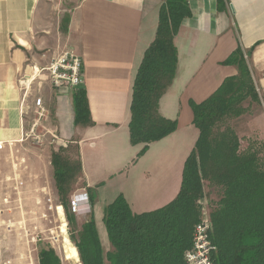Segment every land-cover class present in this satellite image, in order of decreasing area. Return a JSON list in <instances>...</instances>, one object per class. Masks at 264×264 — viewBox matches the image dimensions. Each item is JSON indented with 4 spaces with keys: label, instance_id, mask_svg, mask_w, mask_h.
Listing matches in <instances>:
<instances>
[{
    "label": "crops",
    "instance_id": "1",
    "mask_svg": "<svg viewBox=\"0 0 264 264\" xmlns=\"http://www.w3.org/2000/svg\"><path fill=\"white\" fill-rule=\"evenodd\" d=\"M164 1L0 0V155L11 144H24L41 97L57 144L76 146L79 190L90 195L105 252L112 249L106 205L123 194L135 213H143L180 192L185 161L200 137L190 102L206 100L238 75V67L225 61L239 46L248 53L259 100L252 115L238 118H245L248 137L264 139V0H223L222 7L218 0H188L192 14L175 36L177 73L159 102L160 113L178 126L138 156L145 144L131 142L133 85ZM65 50L82 58L91 124L75 123L74 91L57 92L46 73L35 78L34 66H47Z\"/></svg>",
    "mask_w": 264,
    "mask_h": 264
},
{
    "label": "trees",
    "instance_id": "2",
    "mask_svg": "<svg viewBox=\"0 0 264 264\" xmlns=\"http://www.w3.org/2000/svg\"><path fill=\"white\" fill-rule=\"evenodd\" d=\"M222 1L218 0L220 7ZM191 14L188 0H165L160 7L155 39L133 85L131 142L145 144L138 156L144 155L150 143L177 129L178 121L164 117L159 102L177 73L175 36ZM246 54L239 46L225 61L238 67V75L226 78L206 100L190 102L200 137L185 161L178 195L160 209L143 213H135L123 194L106 205L103 222L112 246L108 252L103 250L91 212L76 243L82 264H183L195 225L202 220L204 181L221 190L217 202L208 204L217 247L215 264H264V141H249L242 147V139L231 125H218L242 115L246 99L259 100ZM73 98L75 123L91 124L85 88L75 90ZM63 150V146L53 150L51 162L61 204L71 223L75 219L68 209V194L74 171L80 177L82 166L79 159L76 168L72 167L73 161ZM39 264H61V259L54 249L41 248Z\"/></svg>",
    "mask_w": 264,
    "mask_h": 264
},
{
    "label": "rangeland",
    "instance_id": "3",
    "mask_svg": "<svg viewBox=\"0 0 264 264\" xmlns=\"http://www.w3.org/2000/svg\"><path fill=\"white\" fill-rule=\"evenodd\" d=\"M250 101L248 98L242 103L245 109L242 113L245 116L253 114L252 103H257ZM31 112L30 121L26 124L27 135L24 144H11V148L4 150L0 155V264H4L8 259L12 261L11 264H39L41 248L54 249L61 259V264H82L81 259L76 263L65 256L62 222L55 208L61 205V196L54 180L51 159L52 151L59 150L62 145L57 144L58 139L49 130V119L45 111L35 108ZM238 117H228L218 125H231L234 129L235 125L240 127L243 134L240 136L242 147H246L249 141H264L248 137L246 133L249 128L244 125L245 118ZM63 147L62 152L73 161L71 166L76 168L79 158L75 144ZM74 177L68 194V209L74 215L73 222L68 221L64 210L66 235L76 247L82 225L89 219L90 213L75 215L72 212V196L83 187V182L75 171ZM204 191L208 204L216 203L221 195L220 188L210 186L207 181H204ZM76 249L78 250L77 247Z\"/></svg>",
    "mask_w": 264,
    "mask_h": 264
},
{
    "label": "built area",
    "instance_id": "4",
    "mask_svg": "<svg viewBox=\"0 0 264 264\" xmlns=\"http://www.w3.org/2000/svg\"><path fill=\"white\" fill-rule=\"evenodd\" d=\"M33 68L35 78L47 72L51 85L57 92H73L84 83L82 58L73 50H65L45 67L34 66ZM36 100L38 109L43 111V99L38 97ZM4 145L5 142H0V150ZM200 203L203 206L202 220L195 225L193 242L190 249L185 252L183 264H215L213 255L217 247L212 240L213 222L210 217V208L206 198ZM71 209L75 215L90 213L92 211L90 195L86 191H76L72 197Z\"/></svg>",
    "mask_w": 264,
    "mask_h": 264
},
{
    "label": "bare ground",
    "instance_id": "5",
    "mask_svg": "<svg viewBox=\"0 0 264 264\" xmlns=\"http://www.w3.org/2000/svg\"><path fill=\"white\" fill-rule=\"evenodd\" d=\"M56 210H58L59 218L61 219V233H63L64 238V252L67 259H71L73 261L80 262V253L76 249L75 245L72 244L70 238L66 235L67 229H66V218H65V210L61 205H57Z\"/></svg>",
    "mask_w": 264,
    "mask_h": 264
}]
</instances>
